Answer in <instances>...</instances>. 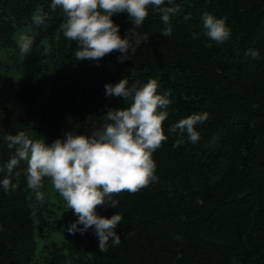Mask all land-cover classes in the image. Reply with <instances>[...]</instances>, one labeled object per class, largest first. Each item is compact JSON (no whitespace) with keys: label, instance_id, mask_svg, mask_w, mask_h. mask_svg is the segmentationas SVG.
Segmentation results:
<instances>
[{"label":"trees","instance_id":"trees-1","mask_svg":"<svg viewBox=\"0 0 264 264\" xmlns=\"http://www.w3.org/2000/svg\"><path fill=\"white\" fill-rule=\"evenodd\" d=\"M52 3L0 0V46L19 55L17 95L27 107L24 117L0 99V264H264V0H166L164 6L181 7L171 17V37L160 34L165 25L150 7L137 30L149 40L124 63L119 52L76 61L77 42L63 36L64 13ZM205 12L226 20V42L207 37ZM34 14H44L45 23L35 24ZM112 19L122 38L134 40L127 13ZM21 34L34 41L23 56ZM249 49L259 57L246 56ZM122 79L128 87L155 79L158 94L170 92L168 139L153 153L156 181L114 197L118 208H97L102 217H123L116 228L121 243L109 241L100 252L94 228L67 231L78 217L49 178L39 189L43 200L36 198L26 162L9 177L18 187L5 192V165L15 152L6 137L25 131L51 145L66 132L90 136L106 123L108 109L127 107L122 97L105 93L106 84ZM205 112L208 119L196 126L200 140L192 143L185 134L174 147L179 136L168 129Z\"/></svg>","mask_w":264,"mask_h":264},{"label":"clouds","instance_id":"clouds-1","mask_svg":"<svg viewBox=\"0 0 264 264\" xmlns=\"http://www.w3.org/2000/svg\"><path fill=\"white\" fill-rule=\"evenodd\" d=\"M173 2L167 0L168 5H173ZM165 3L166 0H53L51 7L55 10L59 6L63 10L65 19L60 30L66 39L77 42L76 61L98 62L113 52H119L118 62L124 63L135 53L136 47L149 40L147 34L142 35L137 30L149 16L150 7L165 25L160 34L172 36L171 17L176 16L181 7L164 6ZM120 13L128 14L133 25L129 32L134 40L120 36V28L112 19ZM191 18V14L183 17L185 22ZM201 19L210 40L222 44L230 38L231 30L225 19H218L207 12ZM32 20L42 25L46 16L34 14ZM192 36L193 39L199 38L197 33ZM33 42V38L26 34L18 37L21 56L31 51ZM245 55L253 59L259 57L258 51L252 49ZM128 84L127 79H122L115 85H105L106 95L122 97L127 107L108 109L102 117L106 123L93 130L90 136L66 132L62 139H56L51 145L45 142V138L33 139L25 131L6 137L8 147L15 148V152L5 165L8 173L2 181L5 192L18 187L9 177L22 161L26 162L27 187L36 193V198L43 200L44 194L39 189L43 187L44 179L49 178L54 189L78 217L67 231L84 234L94 228L100 252L109 250V241L114 246L121 243L116 228L123 217L120 213L111 218L102 217L97 214V208L105 204L118 208L120 201L114 197L122 192L135 194L156 181L153 153L168 139L163 123L168 118L170 92L158 94L159 86L155 79H149L142 86L133 84L128 87ZM208 115L207 112L193 113L174 123L168 129L179 136L174 147L185 142V134L190 142L197 143L200 134L196 126L203 124ZM15 175L18 177L20 173Z\"/></svg>","mask_w":264,"mask_h":264},{"label":"rangeland","instance_id":"rangeland-1","mask_svg":"<svg viewBox=\"0 0 264 264\" xmlns=\"http://www.w3.org/2000/svg\"><path fill=\"white\" fill-rule=\"evenodd\" d=\"M18 56L0 46V99L8 109L25 117L27 107L17 95V84L21 77L17 68Z\"/></svg>","mask_w":264,"mask_h":264}]
</instances>
